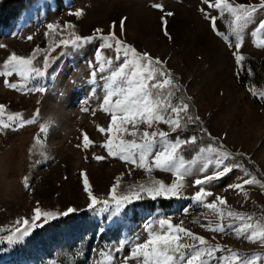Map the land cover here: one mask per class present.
Masks as SVG:
<instances>
[{
  "label": "rangeland",
  "instance_id": "obj_1",
  "mask_svg": "<svg viewBox=\"0 0 264 264\" xmlns=\"http://www.w3.org/2000/svg\"><path fill=\"white\" fill-rule=\"evenodd\" d=\"M236 1L244 4L260 2ZM153 2L162 3L166 10L175 13L168 18V31L173 37L171 41L163 35L160 23L162 13L149 6ZM200 7H206L201 5L200 0H35L7 25H0V44L5 45L0 48V70L3 61L13 52L29 56L35 48L44 50L48 46V32L52 37L57 36V39L51 38L54 50L49 49L46 53L50 52L56 59L40 81L45 86L44 92L7 88L3 83L5 78L0 77V104L5 106L3 118L7 120L8 113L15 112H20L24 119L35 118L34 123L15 131H0V235H9L17 227L16 222L22 218L30 219L37 207L57 212L69 206L79 209L36 229L23 244L9 247L6 242L0 243V264H93L99 258L92 249L117 244L125 236L143 235L144 221L157 211L171 217L173 223L183 221V227L204 236L211 244L243 253H264V246L259 243H249L234 235L200 227L208 220L216 223L217 218L191 200L198 190V187H193L194 180L202 175L196 172V165L193 166L195 174L186 177L188 187L184 190V198L168 199L172 202L166 208L154 207L159 199L138 201L130 206L135 211H129L126 218H121L119 227L107 220L106 213L97 214L87 209L89 201L83 188L85 177L82 172L86 174L93 193L101 198L108 195L117 177H121L120 192L126 191L132 184H147L150 177L166 183L174 179L171 173L154 170L148 174L118 158L93 159V153L107 156L101 145L108 134H101L97 126L107 127L111 120L110 114L99 109L103 93L97 90L95 97L90 96L95 85L90 83L88 62L93 60L99 41H93L79 50L69 49L66 55L62 54L65 51L63 46H56L73 30L82 36L92 35L96 28H102L107 33L112 29L113 22L119 34V21L123 17L127 20L122 38L138 51H147L153 57L166 61L167 68L191 97L196 114L207 132L229 150L247 155L264 174V102L255 100L248 91V86L253 84L252 74L242 76L241 80L234 75L232 50L213 34L209 22L198 11ZM77 9L84 13L79 18L70 14ZM213 14L218 13L213 10ZM66 23L73 25L74 29H64ZM217 23L220 30L227 32L222 19ZM48 24L60 25V28L50 31ZM254 28L255 25H251L245 30L241 52L257 62L263 61L258 69L264 82V47H257L258 38L251 35ZM105 54L113 53L105 50ZM57 61L56 71L49 74ZM37 67H43V60ZM7 79L23 83L16 76ZM86 100L87 104L84 103ZM85 107L95 110V114L93 111H82ZM47 121L52 122L50 131L41 134L40 125ZM139 127L143 130L145 126ZM158 127L169 131L167 125L160 124ZM84 134L94 141L87 150L77 147L82 145ZM36 139L40 143H36ZM36 160L39 163H34ZM240 175V170H234L214 182L211 191L225 198L232 210L264 215V189L245 186L247 200L236 190H225L228 184L237 182ZM25 177H28L30 186L25 185ZM184 208H189L187 214L183 212ZM203 214H207V220ZM99 226L106 228L102 235L96 234ZM127 254L125 250L120 255ZM120 255L116 257V264H120Z\"/></svg>",
  "mask_w": 264,
  "mask_h": 264
},
{
  "label": "snow or ice",
  "instance_id": "obj_2",
  "mask_svg": "<svg viewBox=\"0 0 264 264\" xmlns=\"http://www.w3.org/2000/svg\"><path fill=\"white\" fill-rule=\"evenodd\" d=\"M200 3L206 7H200L198 11L205 21L209 22L213 34L232 50L234 75L237 78H240L242 73L251 75V69L244 66L246 57L241 49L244 45L245 30L251 25H255L251 35L258 38L257 47H264V16L261 15L264 14V0H260L259 4L238 3L236 0H200ZM149 6L162 13L160 23L163 35L171 41L173 37L168 31V18L173 17L175 13L166 10L162 3L153 2ZM213 10L218 14H213ZM70 14L79 18L84 13L77 9ZM258 17L260 18L257 23ZM221 18H230L227 19V32L220 30L218 26L217 21ZM126 20L127 18L123 17L119 21V34L115 31L116 24L113 22L112 29L107 33L102 28H96L92 35L82 36L73 30L67 39H60L56 46H63L65 51L62 54L66 55L69 49L79 50L93 41H99L93 60L88 62L90 83L95 85L90 96L95 97L97 90L103 93L99 109L110 114L111 120L107 127L97 126L101 134H108L101 145L107 156L93 153V159L101 161L108 157L118 158L144 170L145 173L151 174L154 170H159L171 173L174 179L171 183H166L150 177L147 184H132L126 191L120 192L118 188L121 177H117L108 195L101 198L93 193L86 174L82 172L81 175L85 177L83 188L89 201L87 209L97 214L106 213L107 220L119 227L121 218H126L129 211H135L130 206L138 201L184 198V190L188 187L186 177L195 174L193 166L196 165V172L202 175L194 180L193 187H198V190L194 192L191 200L193 204L209 210L217 218L216 223L208 220L200 227L264 246V215L257 216L255 213L232 210L225 198L211 191L214 182L238 169L241 175L237 177V182L228 184L225 190H236L247 200L248 192L245 186L264 189V179L258 178L244 163L237 160L238 156H245L244 153L234 154L227 150L223 143L216 144L217 138L207 132L201 118L191 114L190 104L176 95L180 92L181 85L167 68L166 61L153 57L147 51H138L122 38L126 32ZM63 27L74 29V26L68 23ZM47 28L55 31L60 25L48 24ZM28 39L31 40L32 37L29 36ZM3 47L5 45L0 44V48ZM49 49L54 50L51 45ZM105 50H111L113 54L106 55ZM42 51L37 47L29 56H20L14 52L10 54L3 61L0 70V77L5 78V87L17 91L44 92L45 86L40 84V81L56 57L51 56L50 52L43 55V67H37L34 62ZM12 76L18 77L23 83L10 82L7 77ZM36 84L39 86H35ZM248 91L264 102V90L248 86ZM190 99L188 97V100ZM84 103L87 104L88 101ZM82 111H93L95 114V110L86 107L82 108ZM4 114L5 106L0 104V131H15L34 123L35 119H24L20 112H15L8 113L5 120ZM51 123L47 121L41 124L40 133H48ZM160 124L167 125L169 131L160 129ZM140 125L145 126L143 130ZM188 125H197L200 132L208 135L210 142L201 144L196 135L184 137L183 133L187 131ZM172 133L176 134L175 137ZM126 136L132 138L126 139ZM35 142L40 143V140L36 139ZM93 144L94 141L84 134L82 145L78 144L77 147L82 146L87 150ZM188 148H198L190 159L184 155ZM34 163H39V160ZM24 182L26 186H30L28 177L24 178ZM210 197L214 199L209 200ZM77 211L79 209L72 206L59 212L37 207L30 219L18 220L17 227L11 230L9 235H0V243L6 242L9 247L23 244L36 229ZM183 212L187 214L189 208H184ZM203 215L207 220V214ZM105 231L104 226H99L96 234L102 235ZM142 233L143 235L136 233L131 237L125 236L119 239L117 244L105 248L92 249L99 258L93 264H116L117 255L125 250L128 254L120 255V264H257L258 261L264 264V253L248 254L220 244H211L204 236L183 227V221L173 223L171 217L159 211L144 221Z\"/></svg>",
  "mask_w": 264,
  "mask_h": 264
},
{
  "label": "trees",
  "instance_id": "obj_3",
  "mask_svg": "<svg viewBox=\"0 0 264 264\" xmlns=\"http://www.w3.org/2000/svg\"><path fill=\"white\" fill-rule=\"evenodd\" d=\"M34 1L35 0H0V25H2V26L7 25L10 20H14L17 17V15L19 14V12L22 9H24L29 4H33ZM221 19L227 26V19H230V18H221ZM51 38L57 39V36L54 35L52 37L51 32H48V35H47V45L48 46H46L45 49L42 51V53L38 56L37 61L34 62V63H36V66H39L42 64L43 55H45L49 51V45L52 46L54 44V42L51 41ZM245 57H246V60L244 61V66L247 69H251V74H252L251 80L253 81V84L251 86L258 88L259 90H264L263 74L258 69L259 65L263 64V61L260 60L257 62L252 57H249L246 55H245ZM58 63H59V61H57L55 63L53 69H50L49 74H52L56 71V69L58 67ZM245 75L246 74L242 73L239 79L241 80V77L245 76ZM173 76L179 82V79L174 74H173ZM176 95L178 97H181L187 103L190 104V106H191L190 110H191L192 115H194V116L197 115L195 106L192 102V99L188 100V97H190V96L185 91V88L183 87V85H181L180 92H178ZM251 96L255 100L259 101L253 95H251ZM174 102H177V101H174ZM171 135L173 137H175L176 134L172 133ZM192 135H196L198 138H200L199 142L201 144H206V143L210 142L208 139V135L206 133L200 132L199 127L197 125H188L187 131H185L183 133L184 137H189ZM220 143H221V141L217 138L216 144H220ZM225 148L227 150H229L227 147H225ZM195 151H198V148H196V149L188 148L184 152V155L186 158L190 159L195 154ZM229 151H231V150H229ZM231 152H233L234 154L241 153V152H235V151H231ZM237 160L241 163H244L245 166L249 169V171L253 172L258 178L264 179V174L261 172V170L259 169L257 164L254 161H252L247 155H245L243 157L238 156ZM171 202L172 201H170L168 199H159L157 202H155L156 206H154V207L158 206L161 208H166L168 206V204H170ZM245 253L251 254V253H254V251H246Z\"/></svg>",
  "mask_w": 264,
  "mask_h": 264
}]
</instances>
